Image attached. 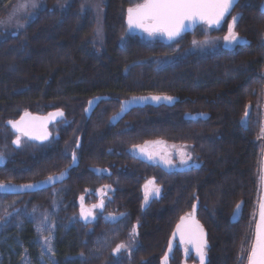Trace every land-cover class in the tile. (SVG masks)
<instances>
[{
  "label": "trees",
  "instance_id": "trees-1",
  "mask_svg": "<svg viewBox=\"0 0 264 264\" xmlns=\"http://www.w3.org/2000/svg\"><path fill=\"white\" fill-rule=\"evenodd\" d=\"M19 1L0 0V21ZM55 1H38L39 8L20 28H0V183H32L58 173L69 165L71 153L79 164L69 171L50 217L52 260L41 253L34 214L52 209L55 188L0 194V264L23 259L30 264H160L175 224L196 202L208 245L206 264H247L262 188V0H238L219 26L197 25L170 42L128 30L126 10L141 0H105L101 43L93 15L79 6L61 10ZM235 15L241 18L234 30L243 42L228 46L222 37ZM206 39L212 43H192ZM149 94L179 100L173 106L135 108L122 123H109L121 100ZM95 96L107 100L86 117L84 107ZM57 109L64 118L50 127L48 141L23 139L12 147L15 135L7 121ZM185 113L208 117L185 119ZM156 140L188 148L190 165L165 172L127 152ZM89 167H106L110 174L96 175ZM150 177L161 192L143 207L139 184ZM107 178L122 183L107 209L124 217L116 223L81 220L77 197ZM84 203H91L88 196ZM237 204L241 209L232 220ZM134 225L136 245L114 253ZM185 261L196 262L194 253L185 258L176 246L170 264Z\"/></svg>",
  "mask_w": 264,
  "mask_h": 264
},
{
  "label": "snow or ice",
  "instance_id": "snow-or-ice-1",
  "mask_svg": "<svg viewBox=\"0 0 264 264\" xmlns=\"http://www.w3.org/2000/svg\"><path fill=\"white\" fill-rule=\"evenodd\" d=\"M238 0H144L143 3L137 4L134 7L127 9V26L128 30L140 29L147 33L149 37H155L157 35L164 36L168 40H175L181 35V33L191 25L202 22L206 25H219L224 20L226 14H230V10ZM31 5L32 8L37 7L35 0H25L24 3L19 5V9H27ZM241 17L239 15L232 16L231 23L228 24L227 34L222 37L226 45L231 46L234 44L242 43L238 33L234 30L235 25ZM3 23V21H0ZM193 45L202 46L212 43V41L204 40L202 42L193 41ZM168 101L171 102L173 97L170 96H152V97H139L134 98L132 102L139 101ZM90 104L93 102L90 101ZM124 105H122V110ZM203 115V114H201ZM56 116H63V112L50 113L49 117L44 118V122L39 125L33 123L40 121L39 117H30V114L25 112V116L21 117L19 121H8V124L19 133L13 143L17 146L21 143V136L28 137L30 139L45 140L48 138L49 133L47 132L46 121L48 119H54ZM247 116V112L245 113ZM25 117H30L29 121L25 120ZM243 123V121H242ZM264 133V129H261ZM164 141H146L143 145H134V149H139V152L145 155L149 160H154L158 153L149 151V147L152 145H163ZM174 147V146H173ZM180 164L187 165L191 160V155L180 151ZM160 160L166 166H172L173 161L167 155H160ZM76 157L73 154V161L75 162ZM3 161V154H0V162ZM60 177L49 176L47 183H51L55 180L61 179ZM264 179V177H262ZM22 188H33L35 185H24ZM107 187V186H106ZM12 186L0 184V190H9ZM160 194V188L155 185L154 180H149L144 185V200L148 201L150 195L158 196ZM81 210L80 217L85 221L89 222L90 218L94 217L93 209L103 208V200L99 204H94L91 208H85L83 206L84 197L81 196ZM259 206V220L256 222L255 238L251 244L250 251L247 254V264H264V198L258 202ZM241 205H236V212L234 216L239 213ZM195 205H193V213L186 214L180 218L181 223L177 224L176 232L173 233L175 237L176 233L180 234V243L184 245H191L194 248L196 256L199 258V264H205L207 240L205 239V233L202 226L199 225L198 221L194 220ZM110 219L116 220L114 216L109 217ZM190 221L191 223H187ZM136 235L135 227L132 229L131 238L134 239ZM128 244L120 243L113 250L114 253H119L122 249H127ZM169 252L172 250V242L169 241ZM185 254L188 255L190 249L185 247ZM169 259L166 253L163 257L162 264H167Z\"/></svg>",
  "mask_w": 264,
  "mask_h": 264
},
{
  "label": "water",
  "instance_id": "water-1",
  "mask_svg": "<svg viewBox=\"0 0 264 264\" xmlns=\"http://www.w3.org/2000/svg\"><path fill=\"white\" fill-rule=\"evenodd\" d=\"M235 5H234V7H235ZM234 7L230 10V13L233 11ZM227 15H229V14H226V16ZM235 16H237V15H235ZM222 21H221V23H222ZM126 24H127V10H126ZM201 24H204V23L197 22V23L191 25L190 27H187L182 33L190 30L191 28H193V27H195L197 25H201ZM219 25H212V26L207 25V27L212 28V27H216V26H219ZM130 31L139 32V31H142V30H140V29H133V30H130ZM166 40L168 42H170V40H168L167 38H166ZM242 42H243V40H242ZM152 96H161V97H163V96H170V95H152V94H149V95L130 96L127 99H124V100L121 101V105H120L119 111L117 113H115L110 118V122L112 124H117L125 116V114H127L128 112H130L132 109H135V108H143L145 106L158 107V106H161V105H164V106H173L179 100L177 97L170 96V97H173V100L171 102L163 101V100L157 102V101H152L150 99L147 100V101H139V100H136L135 102H132L134 100V98H139V97H152ZM105 99H107L106 96H95V97H92L91 99H89L87 101V103H86V106L84 107V110H83L84 115L86 117H89L91 115V113L94 111V109L97 107L98 103L100 101H102V100H105ZM90 101H92L93 103L90 104L89 103ZM122 105H124L123 110H122ZM58 111L59 112H63V110L57 109V110H53V111H50V112H48L46 114H42V115H40V114H34V113H30V112H27V113L30 114V117H39V118H41L40 121L33 122V123L39 125L41 122H44V118L49 117V114L50 113H56ZM201 114H203V113H194V114L185 113L184 114V118L185 119H197V118L206 119L208 117L207 114H203V115H201ZM24 116H25V113L21 114V116L18 119H16V120H9V121H19L21 119V117H24ZM30 117H25V120L26 121H29L30 120ZM63 118H64V112H63V116H56L54 119H48L46 121L47 132L49 133V135H48V138L45 139V140L30 139V138L25 137V136H23V137H25L26 139H28L30 141H34V142H38V143H44L45 141H48L50 139V137H51V133H50L49 127L51 125H53V124L61 121ZM5 124H6V126H8L12 130L13 133L19 135V133H17L11 127V125L8 124V121ZM13 146L14 147H17V145H15L14 143H13ZM136 151L138 153L137 158L140 159L142 162H149L150 161L145 155H143V154H141L139 152V149H136ZM77 166H78V160L76 158V160L74 162L73 161V155H72V157H71V164L66 169L62 170L59 173L50 175V176H53V177H60L61 174L63 173L64 175H63V177L61 179L55 180V181H53L51 183H47L46 181H47V179L49 177L48 176V177H46L44 179H41L39 181L32 182V183H26V184L0 183V184H5V185L12 186V188L9 189V190H0V194L20 195V194L34 193L36 191H40V190H44V189L51 188V187H53V186H55V185L63 182L64 180H66L68 178L69 171L72 170L73 168L77 167ZM92 171H94L95 173L99 174L102 170L101 169H97V168H92ZM262 177H264V150H263V157H262ZM24 185H35V187H33V188H22L21 186H24ZM262 198H264V179H262V188H261V197H260V200ZM197 209H198V203L196 202L195 203V211H194V220L195 221H198L197 220V217H196V211H197ZM192 213H193V210H192ZM236 216H237V214L235 216L233 215L232 216V220H234L236 218ZM258 220H259V209H258L257 221ZM180 223H181V220L179 219V221L177 222V224H180ZM187 223H191V222L190 221H186V224ZM177 224L175 225V227L173 229V232H172V234H171V236L169 238V241L172 242V250L169 252V247H168L169 246V241H168V246H167V248L165 250V253H164V255L167 253L168 256H169V259L167 261V264H169V260L172 257L173 250H174L175 245H176V240H178L179 243H180V234L178 232L176 233L175 237H173V233L176 232V226H177ZM255 228H256V226H255ZM205 239H206V236H205ZM164 255H163V257H164ZM163 257L160 260V264H162ZM206 261H207V256L205 258V264H206ZM197 264H199V258H198V263Z\"/></svg>",
  "mask_w": 264,
  "mask_h": 264
},
{
  "label": "flooded vegetation",
  "instance_id": "flooded-vegetation-1",
  "mask_svg": "<svg viewBox=\"0 0 264 264\" xmlns=\"http://www.w3.org/2000/svg\"><path fill=\"white\" fill-rule=\"evenodd\" d=\"M75 4H72L70 7H68V8H71L72 6H74ZM67 8V9H68ZM107 97V96H106ZM127 99V98H126ZM105 100H107V99H105ZM124 100V99H123ZM122 101V100H121ZM121 101H120V103H119V107H118V110L115 112V113H117L118 111H119V109H120V105H121ZM133 110V109H132ZM131 110V111H132ZM115 113H113L112 115H110L109 116V118H108V121H109V123L110 124H112L111 122H110V118L115 114ZM129 113V112H128ZM128 113L127 114H125V116L117 123V124H112L113 126H116V125H118L120 122L122 123V120H124V119H126V118H128V117H130L131 115H128ZM92 114V113H91ZM91 116V115H90ZM89 116V117H90ZM54 125V124H53ZM52 126V125H51ZM50 126V127H51ZM8 127V126H7ZM50 127H49V130H50ZM12 131V130H11ZM50 133H51V131H50ZM14 135H15V137L12 139V141H11V145H12V147L13 148H15V149H17L19 146H17V147H14L13 146V141L16 139V136L18 135V134H15L14 133ZM52 135V134H51ZM23 139H26L25 137H23V136H21V142H22V140ZM26 140H28V139H26ZM28 141H30V140H28ZM157 141V140H156ZM161 141V140H160ZM30 142H34V141H30ZM46 142V141H45ZM44 142V143H45ZM36 143H38V142H36ZM21 144V143H20ZM39 144H42V143H39ZM179 147V148H184L185 146H181V145H173V144H171V143H164L163 145H152V146H150L149 147V151H153V152H156V153H158V155L155 157V159L154 160H150L149 162H142L140 159H138L137 158V155H138V153H137V151H136V149H134L133 147H131L130 149H128V154L134 159V160H137V161H139V162H141V163H144V164H152V165H156V166H158L160 169H162L163 171H165V172H171V171H181L182 169H184V168H186L187 166H189L190 165V161L188 162V164L187 165H181L180 164V159H174L173 158V155H171L172 153H173V149H174V147ZM76 148H79V144H76ZM178 153H180V152H178ZM165 154H167L171 159H172V161H173V165H174V167H173V165L172 166H166L161 160H160V155H165ZM72 155H73V153H71V155H70V163H69V165L71 164V157H72ZM76 156V155H75ZM77 158V157H76ZM78 160V159H77ZM78 164H79V162H78ZM68 165V166H69ZM178 165V166H177ZM67 166V167H68ZM66 167V168H67ZM78 167V166H77ZM65 168V169H66ZM76 168V167H75ZM92 168H97V169H101L102 171L99 173V174H97V173H95L94 171H92ZM74 169V168H73ZM64 170V169H63ZM89 170L90 171H92L93 173H95L96 175H100V174H110V170H109V168H106V167H89ZM62 171V170H61ZM60 171V172H61ZM71 171V170H70ZM59 173V172H58ZM56 174V173H55ZM53 175V174H52ZM44 179V178H43ZM68 179V178H67ZM66 179V180H67ZM41 180V179H40ZM66 180H64L63 182H61V183H59V184H57V185H55V186H53V188H55L54 189V193H57L56 194V198H58V199H60V198H62V191H63V183H65V181ZM117 179L116 178H107V179H102V180H100L97 184H96V186H94V187H90V188H86L85 190H84V192L82 193V194H80L78 197H77V201H78V204H79V209H78V216H79V218L81 219V220H83L81 217H80V210H81V200H80V198H81V196H83L84 197V201H85V198H86V196H88V198L91 200V203H89V204H86V203H84V201H83V206L87 209V208H91V206L92 205H94V204H99L100 203V201L101 200H103V203H104V207L103 208H95V209H93V213H94V217L93 218H90V220H89V223H91V222H95V221H97V220H102L103 222H105V223H116V222H118L119 220H121L123 217H124V215L123 214H121V213H116V212H112V211H109L108 209H107V206H108V203L109 202H111L113 199H114V197L116 196V191L118 190V188L119 187H121L122 186V183H120V182H118V181H116ZM149 180H154L155 181V185L156 186H158L159 188H160V192H161V185H159L158 183H157V181H156V179L155 178H153V177H150V178H146V179H144L140 184H139V191H140V196H141V201H142V206L143 207H145V206H147L151 201H153V200H155V199H157L159 196H160V194L158 195V196H156V195H150L149 196V199H148V201L147 202H145V200H144V185L149 181ZM39 181V180H38ZM36 182V181H35ZM138 182V181H137ZM107 186V187H106ZM52 188V187H51ZM110 215L111 216H114V217H116L117 219L116 220H113V219H110L109 217H110ZM179 221V220H178ZM177 224V223H176ZM175 224V225H176ZM133 227H136L135 225L133 226ZM133 227H132V229H133ZM175 227V226H174ZM174 229V228H173ZM172 232H173V230H172ZM172 232H171V234H172ZM132 233V230H131V232H130V234ZM129 234V235H130ZM171 234H170V236H171ZM170 236H169V238H170ZM168 241H169V239H168ZM124 243V242H123ZM167 246H168V242H167ZM167 246H166V248H167ZM176 246H179L182 250H183V255H184V257L185 258H187L188 256H189V254L188 255H186L185 254V251H184V248L185 247H188L189 249H190V251H189V253L190 252H193L194 253V256H195V258H196V262H183V264H197L198 263V257L196 256V253H195V250H194V248H192V246L191 245H184V244H180L179 243V241L178 240H176V245H175V247ZM175 249V248H174ZM166 250V249H165ZM174 251V250H173ZM165 253V252H164ZM164 255V254H163ZM173 255V254H172ZM163 257V256H162ZM161 257V258H162ZM161 258H160V260H161ZM171 259V258H170ZM169 264H170V260H169Z\"/></svg>",
  "mask_w": 264,
  "mask_h": 264
},
{
  "label": "rangeland",
  "instance_id": "rangeland-1",
  "mask_svg": "<svg viewBox=\"0 0 264 264\" xmlns=\"http://www.w3.org/2000/svg\"><path fill=\"white\" fill-rule=\"evenodd\" d=\"M40 0H35V3H37ZM57 1V6L63 10L67 9L70 7L72 4H75L74 6H79L81 10H85L86 13L89 15H93L96 22L99 24L97 25L96 28V36H97V42H102L104 38V33L102 26L100 25L103 17V7H102V2L105 0H56ZM55 1V2H56ZM144 0H141V3ZM25 0H20L10 11L9 13L2 19L3 23H0V28L4 29L6 32H8L11 29H16L20 28L22 26L21 21L25 20L28 21L32 18V12H34L37 8H39V4L37 7L32 8L31 5L27 7V9H19V5L24 3ZM53 6H56L55 3H53ZM261 8L264 10V0L261 2ZM144 36H147V33L144 34ZM158 36V35H157ZM157 36L151 37L153 39L158 38ZM164 37V36H163ZM184 151L188 154H190V150L186 147L179 148V147H174L173 155L174 159H180V155L178 152ZM3 162V161H2ZM1 163V162H0ZM175 165V164H174ZM173 165V167H174ZM178 166V165H177ZM58 198L54 199L52 209L50 210H41L39 212H36L34 214V218L36 220V229H37V239L40 245V250L41 253L45 259L47 260H52V252H53V245H52V238H53V224L50 220L51 214L53 213L54 209L56 208L58 204ZM125 244H128L129 247L127 249H122V250H130L136 245V235L133 238H131V234L129 238L124 242ZM185 249V248H184ZM19 264H30L26 259H23L21 263Z\"/></svg>",
  "mask_w": 264,
  "mask_h": 264
}]
</instances>
